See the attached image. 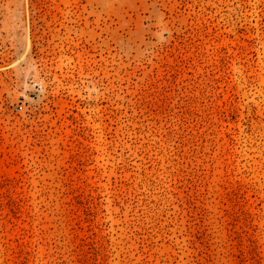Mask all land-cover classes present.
<instances>
[{
    "label": "rangeland",
    "instance_id": "rangeland-1",
    "mask_svg": "<svg viewBox=\"0 0 264 264\" xmlns=\"http://www.w3.org/2000/svg\"><path fill=\"white\" fill-rule=\"evenodd\" d=\"M0 264H264V0H0Z\"/></svg>",
    "mask_w": 264,
    "mask_h": 264
}]
</instances>
